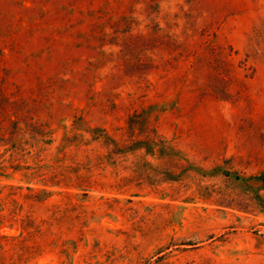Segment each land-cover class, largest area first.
Returning <instances> with one entry per match:
<instances>
[{
	"label": "rangeland",
	"instance_id": "obj_1",
	"mask_svg": "<svg viewBox=\"0 0 264 264\" xmlns=\"http://www.w3.org/2000/svg\"><path fill=\"white\" fill-rule=\"evenodd\" d=\"M0 264H264V0H0Z\"/></svg>",
	"mask_w": 264,
	"mask_h": 264
}]
</instances>
